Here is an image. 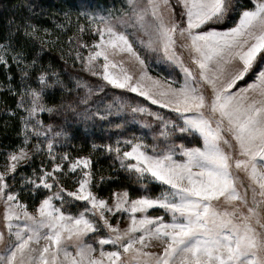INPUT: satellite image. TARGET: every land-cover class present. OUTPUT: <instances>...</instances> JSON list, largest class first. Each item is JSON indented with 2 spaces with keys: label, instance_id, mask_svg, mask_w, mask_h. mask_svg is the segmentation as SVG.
<instances>
[{
  "label": "snow or ice",
  "instance_id": "6c2138e0",
  "mask_svg": "<svg viewBox=\"0 0 264 264\" xmlns=\"http://www.w3.org/2000/svg\"><path fill=\"white\" fill-rule=\"evenodd\" d=\"M63 16L70 21V10ZM80 18L99 39L92 47L84 45L86 57L77 52L75 58L108 84L139 93L171 114L165 118L137 105L133 112L157 121L153 143L133 135L103 146L126 178L140 183L142 194L135 198L131 184L114 190L111 203L99 197L93 191L98 184L91 157L70 159L64 153L55 163L54 141L47 136L51 168L41 164L32 175L21 174L19 190H13L15 173L30 154L26 147L9 152L0 171V217L8 236L5 243L0 230V264H264V0H127L120 16L80 11ZM11 24L0 40V63H15L24 85L21 98H29L28 117H21L27 145V130L40 135L44 127L43 121L33 125L29 118L56 110L46 108L43 100L63 81L51 64L42 62L41 32L47 36L50 30L31 18ZM84 28L80 25L79 31ZM17 35L24 37L19 45ZM37 40L39 49L29 52ZM134 45L162 54L179 68L182 80L151 77L146 71L136 77L123 60L120 71H110L118 67L114 57L121 54L146 68ZM178 48L187 51L189 63ZM249 75L245 86L235 87ZM18 106L24 107L23 102ZM78 114L87 119L88 110ZM34 149L41 151L40 144ZM65 161L72 173L80 170L74 190L61 183ZM106 179L113 178L99 177L100 182ZM154 187L160 191L154 193ZM21 192L33 201L40 197L34 211L21 200ZM81 202L86 206L73 212ZM149 210L164 214L149 215ZM125 213V227L120 220L112 222ZM153 243L159 251L147 250Z\"/></svg>",
  "mask_w": 264,
  "mask_h": 264
},
{
  "label": "trees",
  "instance_id": "16d2710c",
  "mask_svg": "<svg viewBox=\"0 0 264 264\" xmlns=\"http://www.w3.org/2000/svg\"><path fill=\"white\" fill-rule=\"evenodd\" d=\"M74 1L0 0V40H3L8 34L10 22H12L11 26L14 27L17 22H22V18H31L34 23L50 30L47 36L41 32V39L44 41V51L41 53L42 62L52 65V68L58 72L63 84L54 85L45 95L43 100L45 107L55 106L56 110L43 113L42 120L44 124H51L54 129L62 132L58 140L63 143V147L68 152L76 151L74 153L78 155L91 157V166L96 176L113 178L100 182L95 188L97 193L104 195L115 189L129 187L131 182L126 178L127 176L122 169L115 170L113 167L114 160L103 147L114 138L112 136L113 130L104 128V124L108 123L109 120H104L95 114L88 115L85 119L78 114L84 109H89L92 112L96 108L95 105L98 107V104L103 102L105 97H108L107 94L110 91L103 89L99 94L92 95L90 100L88 98L86 104L81 102L86 100L85 95L88 87H85V83H95L91 78L89 81V76L83 67L75 64L71 58L74 44L73 39L66 35V30L75 28V23L72 17H70V21H65L63 13L69 10L70 16L74 13L71 9H74L75 6L77 8L80 3L76 5ZM76 14L74 13V16ZM75 35L77 36L75 39L77 43L81 35L79 31ZM23 41L24 37L17 35V45ZM39 47L40 41L37 40L35 45L29 48V52L39 49ZM9 73L11 79H9ZM26 83L32 84L33 87L37 86L31 80L26 81ZM8 85L12 86L11 89L8 88ZM22 91H24V85L15 63L9 61L7 66L0 63V149H8L19 142L20 121L19 116H17L19 113L17 105L18 100L21 99ZM128 97L137 99L132 95H128ZM93 145L96 147L94 148ZM30 168L29 164H25L17 172L22 170L29 172ZM114 180L116 182H113ZM132 187L131 185L129 190ZM20 197L22 201H28L23 192H21ZM39 199L40 197H37L34 204L38 203Z\"/></svg>",
  "mask_w": 264,
  "mask_h": 264
},
{
  "label": "rangeland",
  "instance_id": "374dc122",
  "mask_svg": "<svg viewBox=\"0 0 264 264\" xmlns=\"http://www.w3.org/2000/svg\"><path fill=\"white\" fill-rule=\"evenodd\" d=\"M75 4H78V7L73 10L74 13H79L80 11H101L102 14H106L108 11H112L114 16H120L121 10H124L127 5V0H75ZM143 3L144 0H141ZM243 2H247V0H243ZM74 13L70 16L72 17L75 28L72 30H66L68 37H71L73 39V50L71 52V58L74 60L75 64H79L81 67H83L85 73L93 80V83H85L87 90H86V101H88V98L92 97V95H97L100 92H102L103 89H107V91H110V93L107 94L108 97H105V100L101 103H99L98 107L93 109L92 112L87 109L88 115L95 114L98 112L100 115H97L99 117H102L104 120H109L108 123L104 124V128H109V130H113L112 136L114 137L112 141L108 142L114 143L118 139H132L133 135L140 137L143 136L145 139V143L148 145H151L153 143L152 135L154 131H157V121L154 117L149 116L147 113H137L133 112L132 108L136 107L137 105H146L148 108H150L152 111L156 112L159 111L161 115H164L165 118H168L170 116V110L169 109H163L161 105H153L151 101H148L146 97L140 96L139 93H133L130 89H120L115 86H112L108 84L106 81L102 79L101 76L93 75L91 71L86 69L84 67V64L81 62V60L76 59V53L79 52L82 57H86L88 55V48H85L84 45L87 44L89 47H92L93 42L99 39L98 34H96L94 31L90 30L88 28V21L86 18H80L77 19V14L74 16ZM71 19V20H72ZM85 25L84 31H79V26ZM230 26V25H228ZM119 30H124L123 28H120ZM79 31V34L81 35L79 37V40L77 43L75 42L76 39V33ZM129 31H133V29H129ZM137 35H141L142 33H137ZM79 36V35H78ZM131 38V37H130ZM146 38V37H144ZM72 44V43H71ZM137 47V51L140 52L141 56L145 60L146 68H142L139 64H137L133 60H129L125 55H117L114 57V59L117 61L118 67L116 69H111L110 71H120L119 67V61L123 60L124 64L123 67L127 69L132 75L139 77V74L141 71H146L151 77L161 78V79H167L169 76H172L177 81L182 80L183 76L180 72L178 67L173 66L169 62L165 61L162 57V54H158L154 51H148L140 48L138 45H134ZM94 50V49H93ZM183 55L186 63H189L188 54L187 51L184 49H179ZM103 64L102 58L97 63V69L98 71H102V68L100 65ZM251 75L245 77L244 80L238 82V84L235 87H243L245 86L250 80ZM36 85V84H35ZM175 86H179L176 84ZM128 95H132L133 97H136L137 99L129 98ZM23 102L24 107H19L17 105V108L19 110V113L17 116H19V131H18V137L19 142L17 145L10 147L8 149H0V171L5 170V166L8 163L7 155L9 152L17 150L18 147H26L30 154V159L27 161H22L21 166L25 164H29L30 171L26 172L24 170L20 172H16V188L13 190H19V179L21 174L26 175H32V170L36 169L37 171L40 170L41 164L44 165L45 168H51L53 161L49 157L48 150H47V140L45 139V136H47L48 139H52L54 141V147L52 150V155L56 157L55 163H60V157L64 153H68L70 159H75L78 156H88V155H82V154H76L74 152L76 151H70L68 152L63 146V143H61L58 138L62 134V132H59L58 130L54 129V127L51 124H44V127H40L39 132L40 135H37L36 132H33L31 128H29L27 131L29 133V140L27 145H25L23 142L25 140L24 131H23V125L24 121L21 120V117H28V112L26 111L27 107L29 106V98L27 96H24L23 100L22 98L18 100V104L20 102ZM90 106V105H89ZM83 111V110H82ZM48 111H43L38 113L35 117L29 118V122L35 125L36 120H42L43 113H47ZM111 118V119H110ZM150 124L151 127H148L146 125ZM86 127V126H85ZM59 133L60 135H56ZM37 143L40 144L41 151L37 152L34 149V145ZM112 159L114 160L113 167L116 169H121L119 166V161L114 159V154H110ZM69 161H65L63 163V172L67 173V175H64L61 177V183L64 185L65 188L69 190L75 189V183L74 179H78L80 177V170L77 169L75 173H72L71 170L68 167ZM20 166V167H21ZM19 167V168H20ZM18 168V170H19ZM123 170V169H122ZM124 171V170H123ZM125 175L127 176V173L124 171ZM60 174L59 172L57 173ZM239 176L241 179H245L243 173H239ZM99 176H96L95 182L99 185ZM131 182V185L133 186L130 191V195L135 198V196L142 194L141 192L137 191L140 187V183H136L134 179ZM12 181L9 180V184H11ZM144 183V182H141ZM96 187L93 188V191L102 198H108L109 202L111 203V193L114 191H110L108 194L101 195L96 192ZM135 188V189H134ZM115 189L116 191L122 190ZM153 192H159L160 189L158 187H154ZM24 193V192H23ZM25 194V193H24ZM26 198L28 201H23L29 205V210L34 211L35 210V204L31 196L26 194ZM39 203V202H38ZM36 203V204H38ZM58 203V201H57ZM86 205L83 204V202L79 203L76 208H73L72 211L76 212L78 209L85 207ZM149 215H163V210L159 211H153L149 210ZM127 214H124L123 219L120 217H117V219H114L112 222L116 223L117 220H120L121 227H125L127 224ZM0 230L5 231V243L7 242L8 236L6 229L4 227V222L2 217H0ZM88 242H91L89 239ZM4 247V243H0V249ZM73 250L74 249H70ZM106 250H110L107 249ZM149 251H159L160 248L156 243H153L152 247L147 249Z\"/></svg>",
  "mask_w": 264,
  "mask_h": 264
}]
</instances>
